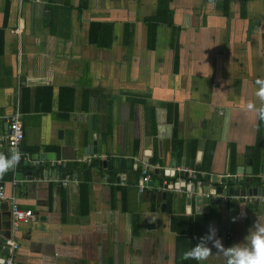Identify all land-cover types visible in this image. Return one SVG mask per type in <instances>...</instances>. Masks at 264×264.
Returning a JSON list of instances; mask_svg holds the SVG:
<instances>
[{
  "label": "crops",
  "instance_id": "crops-1",
  "mask_svg": "<svg viewBox=\"0 0 264 264\" xmlns=\"http://www.w3.org/2000/svg\"><path fill=\"white\" fill-rule=\"evenodd\" d=\"M92 22L111 24L99 45ZM261 79L264 0H0V138L16 112L25 133L0 211L14 199L35 215L13 230L9 212L2 258L13 239L18 264H224L214 247L203 262L184 253L210 226L225 247L242 241L264 202L201 209L170 186L211 147L209 171H193L263 183L264 120L249 109ZM147 165L160 187L141 192Z\"/></svg>",
  "mask_w": 264,
  "mask_h": 264
},
{
  "label": "clouds",
  "instance_id": "clouds-1",
  "mask_svg": "<svg viewBox=\"0 0 264 264\" xmlns=\"http://www.w3.org/2000/svg\"><path fill=\"white\" fill-rule=\"evenodd\" d=\"M257 83L259 90L256 95L261 103L256 109H252V106L249 105V109L255 110L259 119L264 120V79L259 80ZM19 160L20 153L18 151H14L8 156H0V173L13 168ZM208 242H211L212 247H209ZM213 247L224 257V264H264V222L256 220L242 241L227 247L216 237L215 227L210 226L207 235L202 237L201 241L196 243L190 250L186 251L184 256L186 259L203 262L209 256Z\"/></svg>",
  "mask_w": 264,
  "mask_h": 264
},
{
  "label": "water",
  "instance_id": "water-1",
  "mask_svg": "<svg viewBox=\"0 0 264 264\" xmlns=\"http://www.w3.org/2000/svg\"><path fill=\"white\" fill-rule=\"evenodd\" d=\"M92 145H96V143L90 144L88 146L89 151L92 152ZM92 149V150H91ZM252 151V150H250ZM27 164V163H26ZM264 167V165L262 166ZM15 169V166L13 167V170ZM190 170H196L195 161H192L190 164ZM169 171V172H168ZM244 171H246L247 174L252 176V160H249V166L244 168ZM154 172L159 175L160 169L156 167L154 169ZM165 173L167 175L174 176L175 170H166ZM197 177L201 178L202 173L196 172ZM30 174V173H28ZM179 174L182 176V179L180 182L173 183L170 188H180V183L182 184V187H185L188 192H191L194 196V200L196 204L198 205V208L202 207H208L210 205L215 204H221L223 202V198L231 197V196H239V195H245V194H264V185L259 184L256 187H248L241 189L240 187L244 186L240 180V182L235 183L230 180L228 176H222L218 177L213 176L212 178H209V181L206 183H203V185L198 186L196 184H189L187 178L189 176L188 170H181ZM24 177V176H23ZM22 177V178H23ZM25 178V177H24ZM31 178V176H30ZM149 185H157V187H160V181L159 180H153L151 179L149 182ZM171 185V184H170ZM169 184L164 185V189H167ZM192 197V196H191ZM191 202L192 198H188ZM10 212V211H9ZM6 213L7 219L2 220L5 217V214L1 213L0 211V263H4L5 260L3 257L4 254H8L10 251V247L8 246V240L11 238V220L10 219V213ZM8 244V245H7Z\"/></svg>",
  "mask_w": 264,
  "mask_h": 264
},
{
  "label": "built area",
  "instance_id": "built-area-1",
  "mask_svg": "<svg viewBox=\"0 0 264 264\" xmlns=\"http://www.w3.org/2000/svg\"><path fill=\"white\" fill-rule=\"evenodd\" d=\"M24 135L25 133L23 129V124L21 123L20 120V113L16 112L9 119V130L7 136L5 138L3 137L0 138V148L6 142L10 154L14 151H18L20 153V160H21L24 157V153L22 152L20 145L24 139ZM35 163H39V162H35ZM61 163L62 161H56L54 164L56 165ZM18 164L19 162L16 163V165ZM142 174H143V178L141 181L142 183L140 186V191L144 192L147 183L152 179V169L147 165L143 168ZM228 177L232 182L235 183H238L241 180L237 175H230ZM188 182L189 184H196L198 186L203 185V181L201 180V178L197 177L196 171L189 172ZM262 184H264V178ZM232 197H241L249 202H256V201L264 202V194L262 195L245 194V195L232 196ZM6 199H9V195L7 194V189L5 188V186L0 184V204ZM10 211L12 215L13 230H16L21 222H30L35 219V215L32 210L22 209L14 199L10 202ZM10 246L13 254L5 260V264H18V262L15 259V252L19 248V244L18 242L12 239L10 240Z\"/></svg>",
  "mask_w": 264,
  "mask_h": 264
},
{
  "label": "trees",
  "instance_id": "trees-1",
  "mask_svg": "<svg viewBox=\"0 0 264 264\" xmlns=\"http://www.w3.org/2000/svg\"><path fill=\"white\" fill-rule=\"evenodd\" d=\"M145 21L149 26V37L148 38H149V40H151L153 42V40H154V29L157 26V24L160 23L159 15L146 17ZM110 26H111V24H109V23L92 22L90 25V41H91V43H96L99 45L101 40L103 38H106L107 35L110 37V32H111ZM130 34H132V32ZM211 152L213 153V147H211ZM212 153L209 156H206L202 160V162L196 167L197 171H205V172L209 171V161L211 160ZM19 165L24 167V161L22 159L19 161ZM152 177H157V176L154 173H152ZM187 180H188V178H187ZM201 180L203 181V183H206L207 181H209V177L208 176L201 177ZM241 183L245 186L252 187V186H255L256 183H258V182H256L255 178L251 177L250 179L243 180Z\"/></svg>",
  "mask_w": 264,
  "mask_h": 264
}]
</instances>
